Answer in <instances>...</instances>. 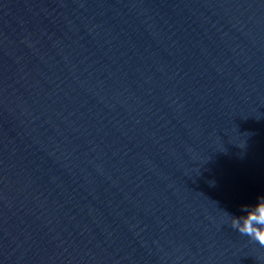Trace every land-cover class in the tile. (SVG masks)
<instances>
[{
	"label": "water",
	"instance_id": "95a60500",
	"mask_svg": "<svg viewBox=\"0 0 264 264\" xmlns=\"http://www.w3.org/2000/svg\"><path fill=\"white\" fill-rule=\"evenodd\" d=\"M260 196L264 0H0V264H264Z\"/></svg>",
	"mask_w": 264,
	"mask_h": 264
},
{
	"label": "clouds",
	"instance_id": "9594fccd",
	"mask_svg": "<svg viewBox=\"0 0 264 264\" xmlns=\"http://www.w3.org/2000/svg\"><path fill=\"white\" fill-rule=\"evenodd\" d=\"M241 211L240 216L229 214L230 226L264 247V196L258 197L255 204L242 205Z\"/></svg>",
	"mask_w": 264,
	"mask_h": 264
}]
</instances>
